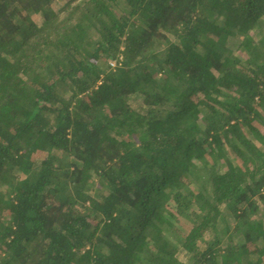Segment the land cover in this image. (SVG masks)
I'll return each instance as SVG.
<instances>
[{
	"label": "trees",
	"instance_id": "1",
	"mask_svg": "<svg viewBox=\"0 0 264 264\" xmlns=\"http://www.w3.org/2000/svg\"><path fill=\"white\" fill-rule=\"evenodd\" d=\"M57 2L0 0V264H264V0Z\"/></svg>",
	"mask_w": 264,
	"mask_h": 264
},
{
	"label": "rangeland",
	"instance_id": "2",
	"mask_svg": "<svg viewBox=\"0 0 264 264\" xmlns=\"http://www.w3.org/2000/svg\"><path fill=\"white\" fill-rule=\"evenodd\" d=\"M67 1L69 0H58L56 6L54 7L53 11L57 12L59 7L63 6ZM72 1H77V0H72ZM262 131L264 132V128H261ZM258 209V215L264 219V202H257V207ZM185 224H188L186 221H184ZM205 238H209L211 236V234H204ZM203 247V246H202ZM175 264H186L185 258L183 257V255L178 254L176 257V260L174 262Z\"/></svg>",
	"mask_w": 264,
	"mask_h": 264
},
{
	"label": "built area",
	"instance_id": "3",
	"mask_svg": "<svg viewBox=\"0 0 264 264\" xmlns=\"http://www.w3.org/2000/svg\"><path fill=\"white\" fill-rule=\"evenodd\" d=\"M111 66H114V63H111Z\"/></svg>",
	"mask_w": 264,
	"mask_h": 264
}]
</instances>
